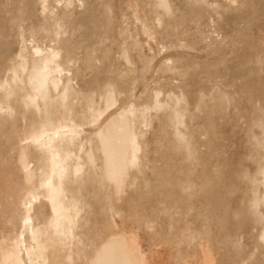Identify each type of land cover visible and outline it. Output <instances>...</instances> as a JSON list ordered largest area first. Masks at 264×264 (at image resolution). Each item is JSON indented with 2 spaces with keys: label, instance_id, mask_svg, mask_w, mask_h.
<instances>
[{
  "label": "bare ground",
  "instance_id": "obj_1",
  "mask_svg": "<svg viewBox=\"0 0 264 264\" xmlns=\"http://www.w3.org/2000/svg\"><path fill=\"white\" fill-rule=\"evenodd\" d=\"M0 264H264V0H0Z\"/></svg>",
  "mask_w": 264,
  "mask_h": 264
}]
</instances>
